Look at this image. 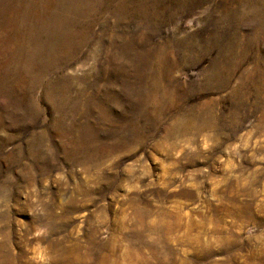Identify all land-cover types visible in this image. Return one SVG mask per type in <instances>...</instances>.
Here are the masks:
<instances>
[{"label":"rangeland","instance_id":"1","mask_svg":"<svg viewBox=\"0 0 264 264\" xmlns=\"http://www.w3.org/2000/svg\"><path fill=\"white\" fill-rule=\"evenodd\" d=\"M0 264H264V0H0Z\"/></svg>","mask_w":264,"mask_h":264}]
</instances>
